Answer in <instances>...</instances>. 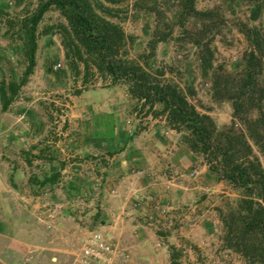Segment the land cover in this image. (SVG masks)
<instances>
[{"label":"rangeland","instance_id":"obj_1","mask_svg":"<svg viewBox=\"0 0 264 264\" xmlns=\"http://www.w3.org/2000/svg\"><path fill=\"white\" fill-rule=\"evenodd\" d=\"M41 1L45 0H0V81L18 82L21 78L26 61L20 21L29 18ZM91 1L99 14L119 25L133 39L127 46V57L139 63L153 27L156 24L164 27L166 23L173 26L176 18V8L170 1L157 5L159 16L148 11L150 7L145 5V0ZM195 7L198 11L217 10L223 18L211 44L214 65H221L230 73L242 70L249 45L241 25L264 31V14L252 20L247 0H195ZM190 22L187 28H194V22ZM60 24L66 21L54 9L47 11L39 22L34 73L19 91L17 99L21 103L15 105L18 112H12L19 114L24 122L21 130L36 126L43 133H39L41 137L34 143L24 141L3 157L11 170H20L17 177L9 173L8 178L21 188L18 194L24 209L14 222L6 217L0 228V264H28V261L76 264L81 244L92 231L111 238L106 232L110 231L115 236L111 239L117 249L114 264H170L171 252L176 254L178 264H248L224 247L219 217L221 211L227 212L236 205L241 193L209 174L200 156L191 154L190 171L184 172L188 177L186 182L178 179L180 174L172 166L165 172V178H152L140 170L122 171L115 164L117 159L113 160L116 152L64 156L73 148L71 140L81 136L77 134L81 132L80 121L84 117L80 109L85 102L81 100L83 91L116 90L118 97H124L128 90L125 84L108 86L109 80L102 81L96 75L86 87L81 76L74 78L61 45L57 28ZM48 27L53 29L48 35L43 34ZM173 28L170 39L160 43L155 57L147 62L163 72L159 79L173 80L185 92L191 89L190 103L198 112L209 115L219 129L229 125L230 103L212 98L211 79L201 71L197 48L178 26ZM131 104L126 132L130 121L137 135L159 127L168 132L163 118L146 117L134 110L139 106L135 100ZM72 110L75 116H71ZM44 132L51 139L46 141ZM169 134L172 142H180L174 131ZM177 143L173 149L172 143L163 151L178 152ZM180 145L184 147L181 142ZM260 161L264 164L262 157ZM70 167L79 169L72 173ZM55 173L58 176L53 182L43 183ZM76 180L80 183L70 190V182ZM174 183L185 187L191 183L188 197H183L182 189L176 191ZM115 228L119 231L117 236ZM8 232L16 237L14 240L25 243L18 258L8 247L11 243V238L6 236ZM27 235L32 238L28 239Z\"/></svg>","mask_w":264,"mask_h":264},{"label":"trees","instance_id":"obj_2","mask_svg":"<svg viewBox=\"0 0 264 264\" xmlns=\"http://www.w3.org/2000/svg\"><path fill=\"white\" fill-rule=\"evenodd\" d=\"M166 1L174 3L175 22L173 26L153 27L146 51L139 56L142 63L127 57V46L133 39L99 14L91 0L41 1L29 18L20 21L26 67L18 82L0 81L1 110L7 111L34 73L37 26L43 15L50 9L58 11L66 21L57 28L72 76H81L85 87L95 75L109 80L111 87L127 85L130 97L139 104L134 110L146 117L163 118L167 128L180 136L181 144L203 159L209 174L239 191L236 205L220 212L224 247L248 264H264V164L260 161V157L264 161V31L241 25L249 49L244 53L242 70L230 73L213 62L211 44L222 25L221 14L217 10L198 11L195 0H145V5L159 16L156 7ZM247 1L251 19L258 20L264 14V0ZM190 21L194 28H187ZM175 26L197 48L201 71L211 79L212 98L231 105L232 121L221 129L190 103L191 89L185 92L173 80L159 79L163 72L147 62L155 57L157 46L170 39ZM52 29L46 28L43 34ZM55 177L50 178L52 182ZM176 259L171 252L170 264H178Z\"/></svg>","mask_w":264,"mask_h":264},{"label":"crops","instance_id":"obj_3","mask_svg":"<svg viewBox=\"0 0 264 264\" xmlns=\"http://www.w3.org/2000/svg\"><path fill=\"white\" fill-rule=\"evenodd\" d=\"M38 67L39 65L36 67L37 71ZM9 71L11 73L12 69ZM17 96L5 112L1 110L2 107L0 103V228L3 227L6 217H11L12 222H14L16 216H20L24 209L18 194L21 188L18 187L16 182L9 181L8 178L9 173L15 174V177H17L20 170L16 172L11 170L3 157H6V153L10 154L14 149L20 147L21 143H24V141H27V143L32 141L34 143L39 139L38 137H41V134H39L41 132L39 129L40 125L38 126L40 132L36 130V126H29L26 131L21 130V127L25 125L24 122H22L19 114L14 115V113H12L18 112V110L15 109V105L21 103L19 102L20 100L17 99ZM126 97H128V99ZM81 100L85 101L80 106L84 117H82V121H80L81 132L77 135L81 136L71 140V146L74 149L71 148L68 154H64V156L73 157V155L80 156V154V157L91 154L93 156L101 154L112 155L116 152L113 156V160L117 159L115 164H117V168H121L122 171L129 170V172H131L132 170H140L143 172L146 171L152 178L153 176L165 178V172L172 166L175 168L174 170H177L180 174L178 179L181 180V182L187 181L188 177H186L184 172L190 171L188 167L191 164V153L185 147H182L180 142H172V136L169 134L173 133L172 130L168 129V133L163 127H159L144 132L141 135H137L133 132L135 127L130 126V121L129 125H127L128 132H126V122L130 120L128 114L131 108H133L131 104L133 99L130 97L129 93H126L124 97H118L116 90L83 91ZM73 114L74 111L72 110L71 116H73ZM76 115L80 117L78 113ZM78 119L79 118L75 120V128L77 127L76 122H78ZM22 134H25V136H21ZM164 134L167 135V137ZM43 135L46 141L51 139V136H48L46 132H44ZM172 143L174 144L172 145V149L175 147V143H177L178 146H180V151L178 150L176 153L173 151H163L168 148L169 145L171 146ZM158 150L161 152L157 153ZM122 157L123 159H120ZM78 169V167L69 168L72 173L77 172ZM76 174L77 173H75V175ZM53 175L58 176L56 173ZM50 178L44 180L45 182L43 183L52 182ZM147 180L151 181V178H147ZM79 183L80 181L72 184L70 182V190H74L73 188L78 186ZM174 186L177 187L176 191L182 189L181 193L185 198L188 197L191 192V183L187 185V187L176 183H174ZM113 193H117L116 188ZM18 222L19 221H17V223ZM27 229L29 231L30 225H27ZM114 231L117 236L119 232L118 229L115 228ZM106 232L111 239L115 237L110 231ZM6 236L11 238V243L8 246L10 247V252L14 256L16 254V258H18V253L21 252L20 249L25 243L22 244L14 240L16 237L10 235L9 232ZM29 236L27 235L28 239L32 238V236ZM55 260L57 261V258Z\"/></svg>","mask_w":264,"mask_h":264},{"label":"built area","instance_id":"obj_4","mask_svg":"<svg viewBox=\"0 0 264 264\" xmlns=\"http://www.w3.org/2000/svg\"><path fill=\"white\" fill-rule=\"evenodd\" d=\"M79 253L76 264H114L117 258V249L113 241L99 231L87 234ZM28 264L34 263L28 261Z\"/></svg>","mask_w":264,"mask_h":264}]
</instances>
